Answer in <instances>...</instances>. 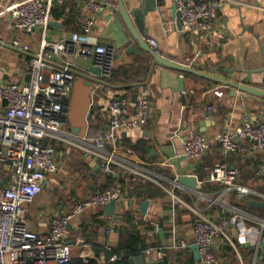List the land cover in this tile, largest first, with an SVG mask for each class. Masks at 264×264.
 <instances>
[{
	"label": "crops",
	"instance_id": "1",
	"mask_svg": "<svg viewBox=\"0 0 264 264\" xmlns=\"http://www.w3.org/2000/svg\"><path fill=\"white\" fill-rule=\"evenodd\" d=\"M87 1L65 0L52 7L46 35L49 42L68 39L72 33L80 32L79 17L86 12ZM120 1L121 10L118 4L114 10L106 9L95 15L92 32L99 43L115 49L110 80L100 79L92 61L76 55L74 49L62 56L75 69L64 131L80 140L105 132L108 100L127 97L128 114H131L140 89L148 88L151 116L146 125L119 133L117 154L153 180L118 169L110 174L113 181L109 183V174L100 169L99 162L77 148L52 141L58 169L47 176L42 191L26 205L29 228L47 233L52 219L68 211L75 202L116 184L122 187L119 178L124 174L131 179L126 178L123 197L115 203L113 211L105 207L107 204L90 207L69 223L66 239L72 258L111 260L122 235L132 226L143 236L145 264L157 263L165 255L163 251L181 250L194 258L190 250L196 245L194 223L202 217L218 220L239 212L244 224L230 227L228 233L239 252L241 249L245 255V264L262 263L264 259L261 262L258 259L263 250L264 229L259 222L264 218V202L255 197L238 198L208 178L210 170L219 163L237 172L240 185L264 191V175H256L264 154L222 156L218 144L221 134L245 142L247 139L237 135L236 128L246 120L253 125L264 121V0H223L210 29L192 33L181 32L172 12L175 6L172 0H160L159 9L153 2L147 12L144 10L147 0ZM13 2L0 0V83L24 85L29 78L31 58L40 49L41 32H22L14 27L10 10ZM15 38L29 45V52L15 50L10 44ZM150 39L157 41V55L168 66L154 62L148 50L140 46L139 42L153 51ZM61 64V59L52 58L45 77ZM216 90L223 91V96L216 97ZM210 106L215 110L209 111ZM6 107L7 101L0 97V116ZM194 133L203 134L210 145L205 157L197 161L181 154L180 140ZM161 161H167L168 165H159ZM181 176L195 177L198 192L177 183ZM10 179L8 167L0 162V185L7 186ZM135 183H152L162 190L163 196H139L132 189ZM209 184L220 188L204 192L203 188ZM251 200L261 206L249 205ZM145 201L149 205L142 213L141 205ZM242 228L249 230L247 242L241 240ZM180 240H186L190 247L174 249L173 245ZM227 246L231 247L224 238L215 241L217 264H239L235 251ZM95 248L107 250L111 257L106 259L103 253L96 255ZM169 258L177 263L174 255Z\"/></svg>",
	"mask_w": 264,
	"mask_h": 264
},
{
	"label": "built area",
	"instance_id": "2",
	"mask_svg": "<svg viewBox=\"0 0 264 264\" xmlns=\"http://www.w3.org/2000/svg\"><path fill=\"white\" fill-rule=\"evenodd\" d=\"M64 1L14 0L10 7L14 27L22 32L40 30L41 42L39 51L31 58L26 83H0V97L7 101L5 113L0 116V162L8 167L11 174L9 184L0 185V264L68 262L72 258L71 246L66 239L69 223L87 208L116 203L123 197L120 185L110 186L75 202L68 211L53 218L47 233L32 231L26 218V205L42 191L47 176L58 169L52 141H60L77 148L86 157L99 162L100 169L106 174H115L118 169H122L127 174L153 180L145 171L142 172L140 168L128 164L117 154L120 148L119 133L146 125L151 116L148 88L140 89L131 114H128L130 101L127 97L108 100L105 132L80 140L64 131L67 126L68 101L75 69L74 65L63 60L62 56L74 49L76 55L92 61L100 79L110 80L115 66V49L99 43L92 32L95 15L106 9L114 10L119 4L118 0H88L86 12L79 17L80 32L72 33L68 39L49 42L46 35L51 23V9L55 4H62ZM172 1L180 14L182 33L208 31L223 4V0ZM10 44L19 52L27 53L30 50L29 45L17 38ZM149 45L157 54V41L150 39ZM52 58L61 59L62 64L52 69L46 78L45 69ZM214 95L222 97L223 91L216 90ZM208 110L214 111L215 108L210 106ZM236 134L247 141H237L229 134L219 136V152L222 156L250 155L257 152L264 154V121L253 125L246 120L236 128ZM180 143L182 156L192 161L205 157L210 148L208 139L200 133L182 138ZM159 165L166 166L168 163L161 161ZM256 175H264V158L260 161ZM237 180V172L219 163L209 172V182L223 185L226 191L234 192L236 197H255L264 202V191H254L240 185ZM260 221L264 229V218ZM243 224L244 217L239 212L218 220L206 217L197 220L193 225L195 244L199 251L197 264H217L218 258L213 245L219 238H224L231 245L238 256L239 264H245L238 246L228 233L230 227L239 228ZM240 233L241 240L245 242L249 230L242 228ZM173 247L185 249L190 245L186 240H180ZM122 257V254L114 255L111 260Z\"/></svg>",
	"mask_w": 264,
	"mask_h": 264
},
{
	"label": "trees",
	"instance_id": "3",
	"mask_svg": "<svg viewBox=\"0 0 264 264\" xmlns=\"http://www.w3.org/2000/svg\"><path fill=\"white\" fill-rule=\"evenodd\" d=\"M108 182L112 183V176L109 174L108 175ZM126 178L131 179L127 175L125 176L124 174H120L119 178V183L122 185L121 188H125V180ZM218 185H212L209 184L207 187L203 188L204 192H207L208 190H219ZM135 190V192L140 196L143 195L144 198H152L156 196H163V192L161 189L153 185L152 183H135V185L132 188ZM129 220L130 218L127 217ZM145 243L143 236L141 234V231L136 229V226H132L131 230H127L125 234L122 235L121 237V242L118 246L117 249L113 251V255H119L122 254L123 257L121 259H115V260H106L105 262H101L98 259L94 258H85L82 259L81 257H73L71 260L64 264H131L129 262V259L131 257H135L137 255L142 254L144 248H145ZM228 250L232 251V248L230 246H227ZM165 255L159 260L157 263L154 264H174L170 262V256L174 255V257L177 258V263L175 264H196V261L194 260L193 256L190 253H184L181 250H176L172 252H165ZM240 254L243 259H245V255H242L241 249H240ZM259 264H264V261Z\"/></svg>",
	"mask_w": 264,
	"mask_h": 264
},
{
	"label": "water",
	"instance_id": "4",
	"mask_svg": "<svg viewBox=\"0 0 264 264\" xmlns=\"http://www.w3.org/2000/svg\"><path fill=\"white\" fill-rule=\"evenodd\" d=\"M118 2H119L120 10H121L122 7H123L122 2L120 0H118ZM153 2H155V8H158L157 7V3H158L159 6L161 4L160 0H147L145 2V5H144L145 12H147L149 10V8L153 4ZM172 12L174 14H176V20H177V23H178V27H181V22H179L180 21V14L176 10L175 6H172ZM137 13H139V12H137ZM139 44H140V46L142 48L148 50V52L151 54L154 62H158L159 64H161L163 66H168L169 65V64H167V62L162 60L161 57H159L157 54H155L148 46L146 48V46H144V44H142L141 42H139ZM262 71H264V70H262ZM177 183L183 184L185 186H188L194 193H197L198 190H199L198 189L199 187L197 185V179L195 177H192V176H185V177L181 176V177H178L177 178ZM248 203H249V205L254 206V207L255 206L256 207H260L261 206L260 203L252 201V200L249 201ZM148 205H149V201L143 202V204L141 205V209H142L141 212L142 213L145 212V210L148 207ZM105 207H107V208L110 207V210L113 211L114 208H115V203H113V202L109 203ZM246 246H249V244H246ZM262 247H263V250H262V253H261V255H260L259 259H258V262H261L264 259V242L262 243ZM251 248L253 249V247H251ZM190 250L193 251L195 261H198L199 260V251H198L197 245L191 246ZM100 253H103L105 255L106 259H109L111 257V254L107 250H105L103 248H95V254L98 255ZM129 262L131 264H145L143 254L137 255L135 257H131L129 259Z\"/></svg>",
	"mask_w": 264,
	"mask_h": 264
},
{
	"label": "rangeland",
	"instance_id": "5",
	"mask_svg": "<svg viewBox=\"0 0 264 264\" xmlns=\"http://www.w3.org/2000/svg\"><path fill=\"white\" fill-rule=\"evenodd\" d=\"M142 179H144V178H142ZM142 179H141V180H142Z\"/></svg>",
	"mask_w": 264,
	"mask_h": 264
}]
</instances>
